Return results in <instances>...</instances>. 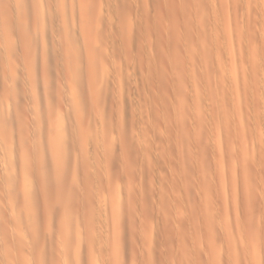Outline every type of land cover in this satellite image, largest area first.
Listing matches in <instances>:
<instances>
[{"label":"rangeland","instance_id":"obj_1","mask_svg":"<svg viewBox=\"0 0 264 264\" xmlns=\"http://www.w3.org/2000/svg\"><path fill=\"white\" fill-rule=\"evenodd\" d=\"M5 2L2 14L11 10L14 15L11 3ZM64 11L58 16L54 11L55 19L46 12L52 20L45 16V35H35L37 42L30 37L41 30L32 25L33 13L18 19H24L23 29L28 19L25 36L30 38L25 41L18 33L12 42L28 56H19L13 47L10 53L27 60L29 69L35 57L39 73L33 68L31 94L24 81L27 61L16 57L20 65L9 53L12 75L6 76L8 82L0 76V86L9 88H0L3 96L8 93L6 100L11 102L14 95L16 105L23 102L18 107L29 111L34 99L35 117L23 114L37 121L36 137L45 134L35 143L41 154L50 147L43 162L50 165L53 160H45L50 150L61 147L56 160L65 164L50 170L64 180L46 183L48 211L35 191L37 218L30 222L34 239L24 235L19 246V230L15 238L7 224L15 216L0 213V253H6L0 254V264H26L19 253L32 240L42 258L50 254L48 263L42 259L40 264H63V255L55 253L59 236L64 243L79 242L80 249L70 250L68 264H264V0H72ZM10 15L0 11V20H12L6 25L12 24L14 32L19 28ZM48 20L49 25L56 20L52 29ZM38 42L43 56L39 51L35 55ZM25 96L31 101L24 102ZM52 197L63 199L55 202ZM4 202L0 212L8 209ZM43 233L51 235V242ZM44 246L47 254L41 251Z\"/></svg>","mask_w":264,"mask_h":264},{"label":"bare ground","instance_id":"obj_2","mask_svg":"<svg viewBox=\"0 0 264 264\" xmlns=\"http://www.w3.org/2000/svg\"><path fill=\"white\" fill-rule=\"evenodd\" d=\"M51 1H52V3H51ZM1 2H2V0H0V11H1V15H5V16H7L8 14L10 15V11L11 10H9L8 8H7V6H9V4L11 3V0H7L6 2H5V0H4V2L5 3H7V2H10L7 6H6V4H4L5 5V7H6V9H8L9 11H8V14L6 15L5 13H7V12H5V13H3L2 14V11L4 12V10H3V5H1ZM68 2H69V4H68ZM70 2H72V0H13L12 1V3L10 4V6L12 5V7H13V10H14V12L12 13V14H14V15H10V17H12V16H14V18L13 19H15L14 20V26L16 27V28H21V29H23L22 28V26L21 25H23V23L21 22V21H24V19H22V20H18L19 19V17L21 16V18L23 17V16H27L28 14H32L33 13V19L35 20H32V21H34L35 22V26H34V22H33V27L36 29L37 27H36V25H38V29H41V27H42V25H43V23H44V20H45V16L47 15V19H50V18H52L53 17V15H55V14H52L54 11H56V15L58 16V11L59 10H61L62 12L65 10V11H67L68 10V7L70 6ZM107 2V1H106ZM110 2V1H109ZM113 2V1H112ZM97 3V2H96ZM30 4V5H29ZM53 6H52V5ZM67 4L69 5L68 7H67ZM93 4V3H92ZM72 5V4H71ZM109 5V4H108ZM24 6V7H23ZM93 6V5H92ZM66 7H67V10H66ZM107 7V6H106ZM71 8H73V6H71ZM92 8V7H91ZM101 8V7H100ZM108 8V7H107ZM77 9V8H76ZM64 11V12H65ZM78 11V10H77ZM94 11V10H93ZM100 11H101V9H100ZM103 11V10H102ZM101 11V12H102ZM46 12H48L49 13V15H51L52 17H48V14H46ZM62 12H60V13H62ZM75 12V11H74ZM92 12V11H91ZM55 13V12H54ZM66 13V12H65ZM72 13V12H71ZM77 13V12H76ZM30 14V15H31ZM61 15V14H60ZM65 15V14H64ZM106 15V14H105ZM112 15V14H111ZM70 16V15H69ZM91 16H93V15H91ZM9 17V16H8ZM25 17H23V18H25ZM28 17H29V15H28ZM56 17V16H55ZM55 17H53L54 19H55ZM62 17V16H61ZM64 17V16H63ZM73 17V16H72ZM77 17V16H76ZM108 17H109V15H108ZM1 18V17H0ZM4 18V17H3ZM3 18L0 20V56L1 55H5V57H0L1 59V61H3V63H1L0 62V64H2V73H4L5 71H6V73H7V75L6 74H2L1 72V74H0V76L1 75H3V76H1L2 78H4L5 79V81L3 80V82H6V76H8V73L10 74V77H11V71H12V69L14 68H12V60H14L16 57L18 58V54H19V56H21V55H23L24 54V51H19L18 52V50H16L15 49V47H17V45L16 46H14L15 44L12 42L13 40H12V38L14 39L15 37H14V35L16 34H18L19 33V35L21 36V38L23 37H27V36H25L27 33V31H25V30H27V27H30V26H28L29 24L27 23L28 22V19H27V21L25 22L26 23V25L24 24V27L25 26H27L25 29H23V31H22V33H20V31L21 30H19V29H17V30H14V32H11V30H10V28L9 27H12L11 25L8 27V25H6V24H8V22L10 21V19H7L8 20V22L7 21H4L3 22ZM11 18V19H12ZM68 18V17H67ZM46 19V20H47ZM62 19V18H61ZM92 19V18H91ZM45 20V21H46ZM50 20H52V19H50ZM50 20H48V24H47V27L49 26V28H51V25H54V21H56L57 20V18H56V20H54L53 21V23L51 24V25H49V21ZM69 20V19H68ZM79 20V19H78ZM12 21V20H11ZM11 21H10V23H11ZM57 21H59V20H57ZM74 21V20H73ZM7 22V23H6ZM13 22V21H12ZM29 22H30V20H29ZM39 22V23H38ZM51 22V21H50ZM72 22V21H71ZM79 23H80V21H78ZM78 22H77V25H78ZM59 23H60V21H59ZM93 23V22H92ZM28 24V25H27ZM41 24V26H39ZM56 24H57V22H56ZM60 24H62V23H60ZM59 24V25H60ZM7 27H6V26ZM32 25H31V29L32 30H34V28H32ZM72 25V24H71ZM76 25V26H77ZM4 26L6 27V28H4ZM44 26H46V24L44 25ZM57 26V25H56ZM65 26H67V25H65ZM73 26V25H72ZM70 27V28H74V30H75V27ZM74 26H75V24H74ZM93 26V25H92ZM40 27V28H39ZM53 27V26H52ZM94 27V26H93ZM7 28H9L8 30L10 31V35H12L11 36V41L10 42H12V43H10V42H8V40H6V38H8V37H10V35L8 34L9 32L7 31ZM15 28V29H16ZM43 28V27H42ZM61 28V26L59 27V29ZM70 28L68 27V29L70 30ZM81 28V27H80ZM6 29V30H5ZM30 29V28H29ZM52 29V28H51ZM58 29V30H59ZM65 29H67V27H65ZM65 29H64V31H65ZM67 29V30H68ZM76 29H77V31H79V29H78V26L76 27ZM85 29V28H84ZM89 29V28H88ZM37 30V29H36ZM44 30H46V28L44 29ZM43 29H41V30H37L38 32H36V31H30L31 33H32V35H30V37L32 36V38L34 39L35 38V35L37 36V34H39V32L42 34V33H44V35H45V31H44ZM49 30V29H48ZM69 30H68V32H69ZM71 30H73V29H71ZM81 30V29H80ZM90 30V29H89ZM93 30V29H92ZM28 31V32H29ZM44 31V32H43ZM61 30H59V32H60ZM62 32V31H61ZM60 32V33H61ZM66 32V31H65ZM89 32H91V31H89ZM88 32V33H89ZM71 33H72V31H71ZM74 33V32H73ZM72 33V35H74ZM79 33V32H78ZM40 34V35H41ZM54 34H55V32H54ZM66 34H68V33H66ZM82 34H83V32H82ZM82 34H81V36H82ZM92 34V33H91ZM65 35V34H64ZM77 34H75V36H76ZM80 35V34H79ZM90 35V34H89ZM42 36V35H41ZM56 36V35H55ZM69 36H70V34H69ZM92 36V35H91ZM18 37V36H17ZM16 37V38H17ZM29 37V36H28ZM28 37L25 39V41L26 40H28ZM29 37V38H30ZM37 37H39V35L37 36ZM44 37V36H43ZM62 37V36H61ZM72 37H74V36H70V38H72ZM77 37V36H76ZM20 38V39H21ZM31 38V42H33L32 39ZM40 38V37H39ZM42 38V37H41ZM45 38V37H44ZM60 38V37H59ZM64 38H68V37H66V35L64 36ZM79 38V37H78ZM77 38V39H78ZM88 38V37H87ZM9 39V38H8ZM18 39L19 38H17V44H19L18 43ZM20 39H19V41H20ZM36 39V38H35ZM43 39V38H42ZM41 39V41H43ZM48 39H49V37H48ZM60 39H62L63 40V38H60ZM90 39V38H89ZM92 39V38H91ZM10 40V39H9ZM22 40V39H21ZM55 40V39H54ZM74 40V39H73ZM7 41V42H6ZM14 41H16V39L14 40ZM35 41V40H34ZM37 41H40L39 39L37 40L36 39V41L35 42H37ZM57 41V40H56ZM71 41H72V39H71ZM91 41V40H90ZM30 42V43H31ZM77 42V41H76ZM76 42H74L73 41V44L74 45H76ZM93 42V41H92ZM39 43H41V42H38L37 44L38 45H36L35 47H37V49H36V54L35 55H37V54H39V53H41V51H39V49H40V47H41V45H40V47H39ZM43 43H46L45 41H43ZM54 43V42H53ZM61 43H64V41H62ZM67 40H66V44L65 45H67ZM70 43H72V42H70ZM78 43H80V42H78ZM77 43V44H78ZM82 43V42H81ZM89 43V45H90V42H88ZM20 44H21V41H20ZM26 44L29 46L30 44L28 43V42H26ZM32 44V43H31ZM34 44V43H33ZM36 44V43H35ZM51 44V43H50ZM58 44V43H57ZM85 44V43H84ZM92 44V43H91ZM99 44V43H98ZM11 45H13V46H11ZM24 45V44H23ZM56 45V44H55ZM64 45V44H63ZM71 45V44H70ZM20 45H18V47H17V49H19L20 47H19ZM34 46V45H33ZM32 46V47H33ZM72 46V45H71ZM15 49H13V48ZM23 46L21 45V48H22ZM30 47V46H29ZM44 45H43V49H44ZM56 47V46H55ZM85 47H86V45H85ZM9 49H10V51H9ZM24 48H22V50H23ZM26 49H27V47H26ZM29 49V48H28ZM30 49H32V48H30ZM35 49H33V50H35ZM42 49V48H41ZM40 49V50H41ZM73 49V48H72ZM78 49H80V48H78ZM78 49H77V51H78ZM100 49V48H99ZM13 50H14V52L16 51V53L18 52V54H17V56L15 57V58H13V56H15L16 55V53H14L15 55H12L11 53H13ZM45 50V49H44ZM43 50V51H44ZM86 50H87V48H86ZM90 50V49H89ZM29 51V50H28ZM39 51V53H37ZM58 51V50H57ZM61 51V50H60ZM75 51V50H74ZM98 51V50H97ZM11 52V53H10ZM22 52H23V54H22ZM49 52V51H48ZM90 52V51H89ZM9 53L12 55V60H11V62L9 61V59H8V57L7 56H9ZM28 53V52H27ZM32 54H33V52H31ZM44 53V52H43ZM58 53V52H57ZM56 53V54H57ZM70 53V52H69ZM85 53V52H84ZM32 54H31V56H32ZM48 54V53H47ZM59 54V53H58ZM60 54H61V52H60ZM28 56L27 54H26V52H25V54L23 55V57L24 56ZM41 55L43 56V54L41 53ZM40 55V56H41ZM45 55V54H44ZM82 55V54H81ZM30 56V55H29ZM33 56H34V54H33ZM39 56V55H38ZM48 55H45V57H44V59H45V61L46 60H48V58L49 57H47ZM79 57V56H78ZM16 58V59H17ZM43 58V57H42ZM41 58V59H42ZM47 58V59H46ZM51 58V57H50ZM88 58V57H87ZM3 59V60H2ZM20 61L22 60L23 61V59H21V57H19L18 58ZM18 59L17 60H15V61H17V63L19 62L18 61ZM25 59H28V60H30L31 61V57H30V59L29 58H25ZM24 59V60H25ZM34 59H35V57H34ZM33 58H32V61L33 62H30L29 64H30V66H31V68L32 69H29L30 67H29V65H27L28 64V61L26 62V61H23V62H26V69L25 70H23V71H26L25 73H27L26 74V77H25V85H26V89L30 92V94H31V91H32V89H33V87H34V82L36 81V80H34V79H36L35 77L36 76H34L35 75V73H34V71H33V68H34V61H36V60H34ZM40 59V58H39ZM38 59V60H39ZM40 59V60H41ZM53 59V58H52ZM72 59H73V57H72ZM79 59V58H78ZM88 60H90V59H88ZM15 61H14V63H15ZM49 61V60H48ZM55 61V60H54ZM80 61V60H79ZM44 62V61H43ZM73 62V61H72ZM82 62V61H81ZM101 62V61H100ZM36 63V62H35ZM38 64H40L41 63V61H39V62H37ZM46 63V62H45ZM86 63V62H85ZM103 63V62H102ZM19 64L21 65L22 64V62H19ZM48 64H49V62H48ZM71 64H73V63H71ZM70 64V65H71ZM80 64V66H81V63H78V65ZM84 63H82V65H83ZM18 65V64H17ZM19 65V66H20ZM45 65V64H44ZM43 65V66H44ZM47 65V64H46ZM45 65V66H46ZM41 66L42 65H40V68H41ZM74 66V65H73ZM72 66V67H73ZM21 67V66H20ZM47 67V66H46ZM84 67V66H83ZM71 68V67H70ZM35 69V68H34ZM42 69V68H41ZM40 69V70H41ZM44 69V68H43ZM46 69V68H45ZM0 70H1V68H0ZM22 70V69H21ZM36 70V72H38L39 73V71H37V69H35ZM75 70H77L76 68H75ZM85 70V69H84ZM14 71H15V69H14ZM31 71H33L31 74H30V72ZM42 71H44V70H42ZM52 71V70H51ZM86 71H87V69H86ZM73 71H72V68H71V73H72ZM42 73V72H41ZM62 73V72H61ZM76 73V72H75ZM53 74V73H52ZM57 74V73H56ZM73 74V73H72ZM78 74V73H77ZM61 75V74H60ZM74 75V74H73ZM75 77L76 76H78V75H74ZM1 77H0V79H1ZM42 77H44V78H42ZM41 78L42 79H44V82L48 79H46V77L45 76H42ZM62 77V76H61ZM77 78V77H76ZM51 79V78H50ZM58 79H59V77H58ZM11 80V79H10ZM65 80V79H64ZM15 82H16V79L14 80ZM22 81V80H21ZM48 81V80H47ZM55 81V80H54ZM60 81V80H59ZM7 82H8V80H7ZM65 82V81H64ZM0 83H2V81L0 82ZM9 83H11V81L9 82ZM14 83V82H13ZM23 83L24 82H22V85H23ZM43 84V83H42ZM41 84V85H42ZM45 84V83H44ZM1 85V84H0ZM4 85H6L5 83H4ZM11 84H9V86H10ZM13 87L14 86H16V83H15V85L13 84L12 85ZM12 86H10V87H12ZM24 86V85H23ZM58 86V85H57ZM3 87H5V88H3ZM12 87V89H14ZM0 88H3L4 90L6 89V90H8L9 88H8V85L7 86H0ZM8 88V89H7ZM23 88V87H22ZM3 89H1V90H3ZM11 89V91L9 92L11 95L12 94H14V93H12L13 92V90ZM45 88L43 87V90H44ZM64 89V88H63ZM0 90V92L2 93L3 91H1ZM5 90V91H6ZM24 90V89H23ZM27 90H26V93L29 95V93L27 92ZM17 91V90H16ZM24 92V91H23ZM0 93V94H1ZM25 93V94H26ZM3 94V93H2ZM0 95V194H4V197L6 198V199H4V200H6L7 202H4V201H2L1 199H3V197H1V199H0V201L1 202H4V203H6L7 204V206H8V209L6 210V208L4 207V205H3V207H4V209L3 210H1L2 212H0L1 214L3 213V212H5V211H7L8 213L7 214H10L11 216H15V219H16V221H15V219H13L14 221H7L8 223V225L10 224L11 226H13V228H14V231H12V232H14V233H12L11 232V235H14L15 236V238H16V235L17 234H19V235H17V236H19L18 238L19 239H17L18 240V245L20 246L21 245V243L23 244V242H22V239H25V236L24 235H27L28 234V237L29 236H31L30 238L32 239L33 237H35V236H33L32 237V235H33V232H34V228L32 227V224L30 223L32 220H34V219H36L37 218V213H36V210L35 209H38V207L36 208L35 207V205H32V203L33 202H37L38 200H40L41 201V203H42V206H43V208H44V210L46 209V211H48V208H49V204H48V202H47V199L43 196L45 193H47L48 191L46 190V188H45V185H46V183L49 181V179H51L53 182L55 181V182H60L61 180H62V176H59V175H56V173H54V175H52L53 173H51L50 174V170H51V172L53 171V170H55L56 168H60V167H62L63 166V164H64V162L63 161H60V162H58L56 159H57V157H61V155L60 154H62V153H60V149H61V147H60V149H59V147L58 148H56L55 147V149L56 150H50V152L51 153H49V156H47L46 157V159L45 160H47V159H49V158H51V160H53V162L51 163V162H49V163H51L50 165L48 164V162L45 164L44 162H43V159H44V153L46 154L49 150V146H48V144L49 143H47V147H49L48 149L47 148H45L46 146H44V148H45V150H46V152H44L43 154H41V153H39V150H38V146L36 145L35 146V143L37 142L38 143V141H39V137H40V135H42L43 133V131H39L40 133H42V134H37V135H39L38 137H36V133H37V128L36 127H39V126H36L35 127V125H37L36 124V120L34 119V118H32V117H30V119H28L26 116H24V114H23V112H25V111H23V109H25V108H19L22 104H23V102H21L22 104H19L18 106L16 105V101L14 102V100L16 99H14L13 98V96H11V95H9V97L11 98V102H9L8 100H6V97L8 98V93L7 94H5L4 93V95H7L6 97L5 96H3V95ZM27 97H31L30 99H32V95L30 96H27ZM26 96H25V100H24V102H27L26 101V98H27ZM13 99V100H12ZM28 99V98H27ZM29 99V101H31ZM47 99V98H46ZM10 100V99H9ZM44 100V99H43ZM47 100H49V99H47ZM28 101V102H29ZM33 102H34V99L32 100ZM32 101L31 102H29V103H31V105L33 104L32 103ZM19 102V101H18ZM35 102H36V100H35ZM43 103V102H42ZM24 104H26V103H24ZM38 104V103H37ZM30 104H29V107H28V109H29V113L32 115L33 113H34V111H35V105H34V107L33 108H31L30 106H31ZM46 105H47V103H46ZM45 105V106H46ZM26 106V105H25ZM37 106V105H36ZM41 106H42V104H41ZM51 107V106H50ZM19 108V109H18ZM26 108H27V106H26ZM38 108V107H37ZM22 109V110H21ZM55 109V108H54ZM19 110H21L22 111V113H21V111H19ZM42 110V109H41ZM26 111V113H25V115L26 114H28V112ZM58 111V110H57ZM57 111H56V114H57ZM23 114V116L20 114ZM75 112V111H74ZM70 113V112H69ZM29 114V115H30ZM36 114V113H35ZM58 114H60V113H58ZM71 114H69V116H70ZM33 117H35L34 115H32ZM36 116H39V118H41L42 119V116L41 115H36ZM53 116V115H52ZM54 116H56V115H54ZM236 116V115H235ZM73 117V116H72ZM26 118V119H25ZM45 119H47L46 117H44ZM75 118V117H74ZM25 119V120H24ZM28 119V120H27ZM72 120H73V118H71ZM75 121V120H74ZM23 122H25V124L23 123ZM42 122V121H41ZM41 122H40V124H41ZM65 122V121H64ZM69 122V121H68ZM23 123V124H22ZM43 123V122H42ZM73 123V122H72ZM71 123V124H72ZM62 124H63V122H62ZM78 124V123H77ZM21 125H24V127H25V129L26 130H22V127L23 126H21ZM29 126H30V128H29ZM74 125H72L71 127H73ZM46 127V126H45ZM27 128H29L30 130H29V132L27 133V131H28V129ZM40 128H42V127H40ZM60 128V127H59ZM24 129V128H23ZM47 129V128H46ZM70 129V128H69ZM10 132L9 134H8V131ZM40 130H42V129H40ZM74 130V129H73ZM7 131V132H6ZM67 131V130H66ZM26 132V133H25ZM72 132V131H71ZM76 132V131H75ZM8 134V137L10 138V140H9V138L7 137V135H5V134ZM44 136H45V134H43ZM43 135H42V137H43ZM50 135V134H49ZM66 135V134H65ZM46 137H48V135L46 134ZM46 137H44V138H46ZM68 136H66V138H67ZM5 138H8V139H6V140H8L9 142L7 143L6 142V144H5ZM36 138H38V139H36ZM51 138V137H50ZM47 139V138H46ZM46 139H44V140H46ZM49 139V138H48ZM59 139V138H58ZM75 139V138H74ZM37 140V141H36ZM41 140H43V139H41ZM40 140V141H41ZM67 140V139H66ZM50 142H51V139L49 140ZM3 142H4V144H3ZM64 142V141H63ZM41 143H46V142H43V141H41ZM3 144V145H2ZM28 144H33V145H28ZM39 144H40V142H39ZM43 144H41L40 146H42ZM74 144V143H73ZM76 145V144H75ZM63 146V145H62ZM65 146V145H64ZM78 146V145H77ZM38 147V148H37ZM43 147V146H42ZM80 147V146H79ZM76 148V147H75ZM74 148V149H75ZM42 150H43V148H42ZM45 150H43V151H45ZM76 151H77V149H76ZM75 154V153H74ZM75 157H77V156H75ZM47 161H49V160H47ZM65 161V160H64ZM65 162H67V161H65ZM65 165V164H64ZM75 165H76V163H75ZM79 165V164H78ZM64 168V167H63ZM62 170H64V169H62ZM73 173V172H72ZM71 174V173H70ZM50 175H52V176H50ZM74 176V175H73ZM72 176V178H74ZM52 177V178H51ZM69 177V176H68ZM53 178H54V180H53ZM64 180V179H63ZM63 180H62V182H63ZM68 182V181H67ZM50 183V182H49ZM64 183H65V181H64ZM72 183V182H71ZM34 185L35 186H37L38 185V187L40 188V189H37V187H34ZM58 185V184H57ZM60 185V184H59ZM59 185H58V187H59ZM82 186V185H81ZM58 187H56L55 186V188L57 189ZM84 187V186H83ZM34 188H36V189H34ZM65 189H66V187H65ZM69 189V188H68ZM75 189H77L76 187H75ZM74 189V190H75ZM85 189V188H84ZM37 190H38V192L40 193V198L37 200V198H36V196H38V194H36V196H35V193L37 192ZM53 190H54V187H53ZM60 190V189H59ZM59 190H56V192L57 191H59ZM73 190V189H72ZM82 190H83V188H82ZM82 190H81V192H82ZM36 191V192H35ZM51 190H49V192H50ZM68 191V190H67ZM37 192V193H38ZM54 192V191H53ZM61 192V191H60ZM71 192V191H70ZM63 193H66V194H64L63 195ZM86 194V193H85ZM55 195V194H54ZM53 195V196H54ZM60 195V194H59ZM62 197H64L65 195L67 196V192H65V191H62ZM76 195H78V194H75V196ZM1 196V195H0ZM50 196V195H49ZM71 197L72 196V192H71V194L69 193L68 194V197ZM74 196V197H75ZM56 197V196H55ZM61 197V196H60ZM69 197V198H70ZM85 197V196H84ZM53 198V197H52ZM80 198V197H79ZM49 199V198H48ZM54 199V198H53ZM58 199L60 200H62L63 198H59V197H57V199L55 198L54 199V201L55 202H57L58 201ZM65 200H63L64 202H67V204H68V200L69 199H67V197L66 198H64ZM82 199V198H81ZM36 200V201H35ZM50 202L49 203H52L51 201L52 200H49ZM70 201V200H69ZM0 202V203H1ZM55 202H53V203H55ZM83 202V201H82ZM77 203V202H76ZM5 204V205H6ZM36 204V203H35ZM72 204V203H71ZM70 204V202H69V208H70V206H72ZM85 204V203H84ZM83 204V205H84ZM53 205V204H52ZM55 205V204H54ZM65 205H66V203H65ZM82 205V204H81ZM80 205V206H81ZM1 206V205H0ZM47 206H48V208H47ZM63 206V205H62ZM2 207V206H1ZM53 207V206H52ZM51 207V208H52ZM61 207V206H60ZM66 207V206H65ZM74 207V206H73ZM77 207V206H76ZM62 208V207H61ZM69 208H67V209H69ZM66 209V210H67ZM72 209V208H71ZM79 209V208H78ZM56 210V209H55ZM66 210L64 209V212H66ZM43 211V210H42ZM38 212V211H37ZM53 212V211H52ZM67 213H70V212H67ZM4 214V213H3ZM50 214H51V211H50ZM63 213H61L60 215H62ZM73 214V213H72ZM5 215V214H4ZM4 215H1L2 217L4 216ZM10 215L8 216V217H10ZM55 216H56V214H54ZM58 215V214H57ZM82 215V214H81ZM80 215V216H81ZM0 216V219H1V224H2V217ZM64 216H65V213H64ZM69 216V215H68ZM46 217H48V216H46ZM52 217V216H51ZM71 217V216H70ZM12 218V217H11ZM50 218V217H49ZM68 218V217H67ZM55 219V218H54ZM62 219H63V217H62ZM66 219V218H65ZM9 220H10V218H9ZM50 220V219H49ZM45 221V220H44ZM69 221V220H68ZM56 222V221H55ZM4 223V222H3ZM54 223V222H53ZM57 223V222H56ZM59 224V223H58ZM57 224V225H58ZM79 224V223H78ZM9 225V226H10ZM21 225H23V226H21ZM44 225V224H43ZM67 225V224H66ZM79 226V225H78ZM84 226V225H83ZM64 227V226H63ZM70 227V226H69ZM81 227V226H80ZM12 228V227H11ZM73 228V227H72ZM17 229V231L19 230V233L18 232H16L15 230ZM79 229H81V228H79ZM79 229H77V230H79ZM11 230H13V229H11ZM38 230V229H37ZM44 230V229H43ZM56 230V229H55ZM70 232V231H69ZM2 233H3V230L1 229V231H0V236L2 235ZM39 233H41V232H39ZM44 233H46V232H44ZM43 233V234H44ZM47 233H48V231H47ZM49 233H50V231H49ZM60 233V232H59ZM68 233V232H67ZM78 233V232H77ZM76 233V234H77ZM79 233H81V231L79 232ZM51 234V233H50ZM49 234V235H50ZM55 235H57L56 233H54ZM70 234V233H69ZM11 235H10V237H11ZM22 235H23V237L24 238H22ZM35 235V234H34ZM47 235L48 234H44V238L46 239L47 238ZM49 235H48V237H49ZM67 235V234H66ZM77 235H79L78 236V238H80V234H77ZM21 236V237H20ZM51 236V235H50ZM63 236H65V235H63ZM54 237V236H53ZM67 237V236H66ZM87 237V236H86ZM76 238V237H75ZM77 238V239H78ZM9 239V238H8ZM34 239V238H33ZM36 239V238H35ZM51 238L49 237L48 238V241L49 242H51V240H50ZM54 239H55V237H54ZM56 239H58L57 241H59L60 243H59V245L57 244L55 247L56 248H58V250L57 249H54V250H57L56 252L55 251H53L52 250V252H53V256H54V252L56 253V254H58L57 256L59 257V256H61V255H63L62 256V258H61V260H63V264L65 263V264H68L69 263V260H71V259H69V253H70V250H75V249H77V248H79V246H77V244L79 243V242H75L76 243V246H74L75 245V243H73L74 245H71L70 243V241L68 242H66V243H64V242H62V241H64L65 240V238L62 240V237L61 236H59V238H56ZM71 239H72V237H71ZM26 240H28V238L26 237ZM23 241H25V240H23ZM29 241H30V239H29ZM44 241H47V240H44ZM86 241V240H85ZM12 242H13V240H12ZM38 243H39V241H37ZM41 242V241H40ZM73 242V241H72ZM2 243V242H1ZM6 243V242H5ZM42 243V242H41ZM3 244V243H2ZM12 244V243H11ZM16 244V245H17ZM26 244H28L29 246H28V249H26V251H24V252H22V253H19V254H22V255H20V256H22V259H24V260H27V262H26V264H40V261L43 259H45V258H42L41 256H40V254H41V252H40V254H38V253H36V251L35 250H37V248L35 249L34 247H37L36 245L37 244H35V242H33V240L30 242V244L28 243V241H27V243ZM55 244V243H54ZM13 245H14V243H13ZM35 245V246H34ZM40 245V244H39ZM44 245V244H43ZM46 245V244H45ZM6 246H7V244H6ZM1 247H3V246H1ZM0 247V248H1ZM4 247H5V245H4ZM26 247V246H25ZM14 248V247H13ZM17 248V247H16ZM40 248H43L41 251H42V253H45L46 251H44V250H46V248H45V246L44 247H40ZM45 248V249H44ZM53 247H52V245H51V247H50V249H52ZM73 248H75V249H73ZM4 249V248H3ZM6 250H7V248H5ZM19 249V248H18ZM22 249V248H21ZM20 249V250H21ZM80 249V248H79ZM78 249V250H79ZM1 250V252H2V249H0ZM14 250H15V248H14ZM19 251V250H18ZM47 251H48V248H47ZM50 251V250H49ZM5 251L3 250V254L2 253H0V254H2V255H5L6 253H4ZM7 252V251H6ZM20 252V251H19ZM37 252H39V249L37 250ZM116 253V252H115ZM114 253V254H115ZM8 254H10V253H8ZM11 254H12V252H11ZM46 254H47V252H46ZM49 254V253H48ZM69 254V255H68ZM112 254V253H111ZM41 255H43V254H41ZM6 256V255H5ZM19 255H17V257H20ZM39 256H40V259H39ZM44 256V255H43ZM114 256V255H113ZM46 257V256H45ZM48 257H50V254L47 256V258ZM73 257V256H72ZM0 258H2V257H0ZM6 258V257H5ZM36 258V259H35ZM45 259V261L46 260H48V259ZM77 258V257H76ZM113 258V257H112ZM20 259H21V257H20ZM19 259V260H20ZM55 259H56V257H55ZM65 259V260H64ZM114 259H115V256H114ZM16 260V259H15ZM42 260V261H43ZM49 260H52V259H49ZM60 260V259H59ZM77 259H75V261H76ZM39 261V262H38ZM45 261H44V263H45ZM72 261H73V259H72ZM75 261H73V262H75ZM3 262V261H2ZM61 263H62V261H60ZM77 262V261H76ZM22 263V262H21ZM46 263H48V261H46ZM45 263V264H46ZM49 263H51V261L49 262ZM52 263H54V262H52ZM23 264V263H22ZM41 264H43V262H41ZM55 264V263H54ZM107 264V263H106Z\"/></svg>","mask_w":264,"mask_h":264}]
</instances>
